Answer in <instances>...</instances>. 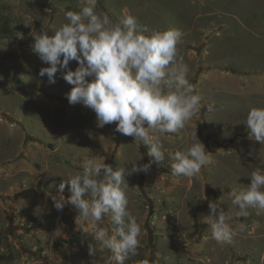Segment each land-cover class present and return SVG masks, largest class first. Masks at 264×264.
<instances>
[{"label":"rangeland","instance_id":"obj_1","mask_svg":"<svg viewBox=\"0 0 264 264\" xmlns=\"http://www.w3.org/2000/svg\"><path fill=\"white\" fill-rule=\"evenodd\" d=\"M68 10L79 12L78 0H0V264H106L111 253L92 241V222L75 218L69 206L57 212L50 196L82 171L85 157L126 175L133 162L151 159L114 124L98 128L92 110L70 105L71 85L59 74L54 84L39 76L48 65L31 50V35H53ZM96 12L113 23L131 14L152 29L180 30L187 79L202 103L215 105L177 133L150 134L165 160L126 177L128 210L142 230L137 255L125 264H264V211L227 221L230 245L212 239L207 217L209 200L218 199L235 217L229 193L264 168V145L244 125L249 109L264 108V0H97ZM199 140L212 162L197 176H173L167 153ZM96 226L116 230L110 220Z\"/></svg>","mask_w":264,"mask_h":264},{"label":"clouds","instance_id":"obj_2","mask_svg":"<svg viewBox=\"0 0 264 264\" xmlns=\"http://www.w3.org/2000/svg\"><path fill=\"white\" fill-rule=\"evenodd\" d=\"M96 4L97 0H78L80 11H66L67 23L53 35L44 29L31 35V50L48 65L39 70V76L54 84L59 74L71 85L65 94L68 103L92 110L96 127L114 124L115 133L147 147L151 159L143 164L133 162L127 175L124 169L85 157L82 171L63 179L56 185V195L50 196L57 212L69 206L75 218L84 224L92 222V241L111 253L106 264H125L137 255L142 230L128 210L126 177L147 173L152 163L160 165L165 160L163 144L150 134L177 133L201 108L212 112L215 105L202 103L187 79L189 67L178 56L177 46L184 35L180 30L152 29L131 14L113 23L107 13L96 12ZM244 125L249 138L264 145V108L249 109ZM167 156L176 177L197 176L212 162L200 140ZM248 178L246 188L229 193L232 206L238 209L235 217L225 212L219 199L208 202L209 234L218 244L232 243L227 221L247 218L249 209H256L257 215L264 211V168L252 171ZM105 220L116 226L114 234L96 226ZM80 230H85L83 224ZM88 253L96 254L92 243Z\"/></svg>","mask_w":264,"mask_h":264},{"label":"crops","instance_id":"obj_3","mask_svg":"<svg viewBox=\"0 0 264 264\" xmlns=\"http://www.w3.org/2000/svg\"><path fill=\"white\" fill-rule=\"evenodd\" d=\"M195 3H196V1H195ZM199 16H201V14H200ZM180 26H181V25H179V27H180ZM200 27H201V32H202V31H205V28H204L203 25L200 24L199 28H200ZM201 32H200V33H201ZM200 33H199V34H200ZM213 70H214V69H213ZM211 73H212V72L209 73V70H208L205 74L207 75V74H211ZM214 73H215V72H214ZM226 74H228V72H227ZM229 74H230V73H229ZM208 76H209V75H208ZM225 76H226V75H225ZM209 79H210V78H209Z\"/></svg>","mask_w":264,"mask_h":264},{"label":"trees","instance_id":"obj_4","mask_svg":"<svg viewBox=\"0 0 264 264\" xmlns=\"http://www.w3.org/2000/svg\"><path fill=\"white\" fill-rule=\"evenodd\" d=\"M8 27H10V25H8Z\"/></svg>","mask_w":264,"mask_h":264}]
</instances>
